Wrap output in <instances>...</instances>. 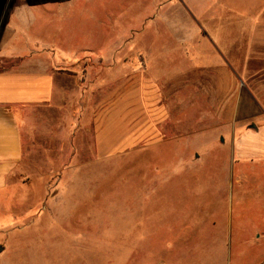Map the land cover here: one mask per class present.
<instances>
[{
	"label": "rangeland",
	"instance_id": "rangeland-1",
	"mask_svg": "<svg viewBox=\"0 0 264 264\" xmlns=\"http://www.w3.org/2000/svg\"><path fill=\"white\" fill-rule=\"evenodd\" d=\"M38 59L77 81L0 193V264L253 261L227 236L264 180L233 207L226 182L234 143H264L241 127H262L264 0H0V72Z\"/></svg>",
	"mask_w": 264,
	"mask_h": 264
},
{
	"label": "crops",
	"instance_id": "crops-1",
	"mask_svg": "<svg viewBox=\"0 0 264 264\" xmlns=\"http://www.w3.org/2000/svg\"><path fill=\"white\" fill-rule=\"evenodd\" d=\"M54 67L55 63L48 64L45 60L38 59L34 64L25 66L30 71L24 72L20 78L10 76L9 70L0 72V193L7 192L14 186V178L27 157L31 143H59L56 139L62 130L61 107H58L62 99V83L71 80L76 84L77 78L72 75L65 77ZM261 67V84L264 89V64ZM262 113V127L257 128L252 123L253 117L245 112L241 127L243 129L248 122V132L252 138L260 132L264 136V112ZM48 131L50 136L46 135ZM230 161L226 188L229 187L230 203L233 207L235 201L242 203L241 199L249 193L252 180H257L259 176L264 180V143H234ZM255 164H262V174L251 175L248 171V165L255 171ZM250 205L246 211L255 215L247 226L249 230L236 229L233 232L231 220L230 235L227 237L230 242L251 246V249L245 248L247 253L240 255L256 253L253 254V261L249 263L242 257L241 264H264V202H252ZM237 217L240 218L241 215L237 214Z\"/></svg>",
	"mask_w": 264,
	"mask_h": 264
},
{
	"label": "water",
	"instance_id": "water-1",
	"mask_svg": "<svg viewBox=\"0 0 264 264\" xmlns=\"http://www.w3.org/2000/svg\"><path fill=\"white\" fill-rule=\"evenodd\" d=\"M3 251V247H0V252Z\"/></svg>",
	"mask_w": 264,
	"mask_h": 264
}]
</instances>
